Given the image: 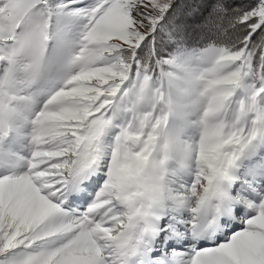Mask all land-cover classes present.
I'll return each instance as SVG.
<instances>
[{
  "label": "snow or ice",
  "instance_id": "6c2138e0",
  "mask_svg": "<svg viewBox=\"0 0 264 264\" xmlns=\"http://www.w3.org/2000/svg\"><path fill=\"white\" fill-rule=\"evenodd\" d=\"M0 264H264V0H0Z\"/></svg>",
  "mask_w": 264,
  "mask_h": 264
}]
</instances>
